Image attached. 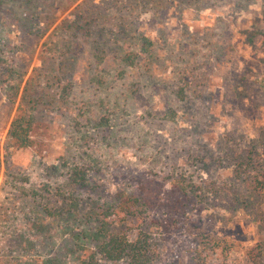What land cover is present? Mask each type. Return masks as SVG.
<instances>
[{
    "label": "rangeland",
    "instance_id": "rangeland-1",
    "mask_svg": "<svg viewBox=\"0 0 264 264\" xmlns=\"http://www.w3.org/2000/svg\"><path fill=\"white\" fill-rule=\"evenodd\" d=\"M144 37L152 59L126 66ZM260 179L264 0H0V264L74 261L84 216L141 183L205 193L184 223L116 224L164 262L200 242L208 264H264Z\"/></svg>",
    "mask_w": 264,
    "mask_h": 264
},
{
    "label": "trees",
    "instance_id": "trees-1",
    "mask_svg": "<svg viewBox=\"0 0 264 264\" xmlns=\"http://www.w3.org/2000/svg\"><path fill=\"white\" fill-rule=\"evenodd\" d=\"M152 41L144 37L140 42L137 55L127 53L123 60L126 66L133 67L137 60L150 61L152 59ZM31 119L24 120L17 117L10 130L13 144L29 145ZM260 185H264L262 179ZM163 185V186H162ZM165 184L154 187L146 183L131 185L130 193L120 192L113 195V203L102 205L97 216H84L93 223H84L83 229L73 234L72 245L76 251L74 261H64L60 256L46 258L42 264H182L178 259V252L164 262L161 258L163 250L156 248V240L145 230L139 231L136 238L130 237L123 231H117L116 224L129 218L147 217L151 212H161L166 220L183 222L189 212V207L200 210L205 205V193L201 186H188L181 183L168 188ZM258 186V185H257ZM262 190V186H260ZM128 196L125 200L123 196ZM100 207V206H99ZM46 212V210L44 211ZM84 217L70 216V221L77 222ZM73 227L66 229L71 232ZM198 244H177L187 250L191 264H208L207 254L213 246L205 247ZM38 255V254H37ZM34 261V257L31 259Z\"/></svg>",
    "mask_w": 264,
    "mask_h": 264
}]
</instances>
